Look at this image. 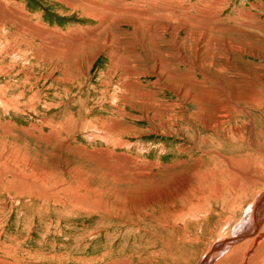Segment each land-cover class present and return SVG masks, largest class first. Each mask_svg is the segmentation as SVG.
Segmentation results:
<instances>
[{"label":"rangeland","instance_id":"obj_1","mask_svg":"<svg viewBox=\"0 0 264 264\" xmlns=\"http://www.w3.org/2000/svg\"><path fill=\"white\" fill-rule=\"evenodd\" d=\"M120 1L0 0V264H243L264 237V33L243 45L252 58L215 75L238 107L219 137L180 135L170 119L193 88L174 79L201 26L183 42L195 20L159 18L196 16L208 0ZM232 2L224 19L251 6L264 26V0ZM127 65L139 68L132 87ZM229 168L245 189L222 213L210 199ZM246 258L264 264V238Z\"/></svg>","mask_w":264,"mask_h":264},{"label":"bare ground","instance_id":"obj_2","mask_svg":"<svg viewBox=\"0 0 264 264\" xmlns=\"http://www.w3.org/2000/svg\"><path fill=\"white\" fill-rule=\"evenodd\" d=\"M143 2H142V4H143ZM149 2H151V1L149 0ZM120 3H121V1H120ZM231 3L233 4L232 0H208L207 2H204V4H202V9L201 10H198L196 12V16H186L184 14L182 15V14H179L177 12L175 14V11H172V10H165L163 13L160 14L161 17L159 18V20H160L159 22H161V21H167V20L169 21V19L171 17H173V18L176 17L177 19L178 18H187V19H189L188 21L195 20V22H190L189 23V26H182V27H185V30H186L185 31V37L183 39V42H184V40L185 41L190 40V38L188 37V34L190 32L189 31L190 28H194L195 29V28H197V25L198 26H201L200 27V31L198 32V34L195 37H192L191 38V42H190L191 45H189L190 48L188 50L191 52L190 54H192L191 56L193 58L191 62H189L187 60V57L182 56L184 53L183 54H180L181 52L178 53V52L172 50L174 56H176L177 58L179 56H182V58L180 59V61L183 62L184 66H186V69H185L186 75H184V77L183 76H178L177 78L174 79V81H176V82L181 81V83L187 89V91H189V89H190L188 87H192L193 88V91L187 92V95H184V96H182L180 98V100L182 99V102H184V100H185L184 97L187 96L186 97L187 98V103H185L186 106H187L186 109L185 110H181V108H179L176 113H174V112L172 113V116H171V119H170L171 125H169V130H171V128H172V130L175 133H177V134H180V135L182 134L183 135L184 132L186 133V135L196 134L197 131H198V128H200L199 126H201L208 133H210V134H214L215 133V135L216 134L218 135L217 129L220 130V128H218V127H222V125L228 124L229 118H230L229 117L230 116V113H235V111L238 112V110H237L238 107H237L236 103H234V101L233 102L229 101L228 98H227L228 95L227 96L226 95H223L222 92H221V90L218 88V84L221 83V81H220L221 79H219V77H217L215 75H219L223 71H229V69L231 70L232 68L233 69H238L239 67L237 65H233V63L240 62L239 60L243 56H247V57L252 58L253 55L252 56L251 55H247L244 52L243 45L252 44L253 43V41H252L253 39L257 40V42L258 41H262L261 33H264V26H263V24L262 25H259V18L256 17L251 12V10H250L251 9V6L247 10H237L238 12L234 13V15H229V17L227 16L228 17L227 19H224L223 18L224 10H226L227 8H229V6H230ZM161 5H164V4H161ZM131 6H132V4H131ZM168 6H167V9L170 8ZM149 7H151V10H152V6H149ZM162 7H164V6H162ZM111 8H113V7H111ZM158 8H160V7H158ZM130 9L136 11V8L135 7L130 8ZM125 10L126 11H129V8H126ZM158 10L161 11L162 9L160 8V9H157V11ZM189 10H191V9H189ZM115 11H117V10H115ZM139 12L142 13L141 16L144 14V18L142 17L143 19L149 21V19L151 17L150 15L152 13L149 15L147 13H150V12H141V11H139ZM131 13H133V12H131ZM93 14H94V12H93ZM96 14H98L97 11H96ZM115 15H116V13H115ZM101 16L102 15H100L99 17H101ZM148 16H149V18H148ZM99 19H101V18H99ZM151 19L154 21L153 18H151ZM199 19L203 20V24H198L197 20H199ZM155 21H157V20H155ZM186 23H188V22H186ZM161 27H162V31H163L165 27H163V26H161ZM191 35H192V33H191ZM156 38L160 39L159 42L162 43L163 46H165L166 43L163 44L164 42L162 40L163 39L162 35L161 36L160 35H157V37H156V36H154V32L153 31L150 33V36H149L148 40H150L151 42H153ZM158 39H157V41H158ZM41 42H42V40H41ZM155 42H156V40H155ZM173 43H174V41H172V45H173ZM142 44H143V42H142ZM156 45H157V43H156ZM167 46L170 47L169 45H167ZM186 47H188V46H186ZM183 48H184V46H183ZM71 49H72V47H69V46L65 47V50L67 52L70 51ZM154 49H155V47H154ZM158 56L159 57H158L157 61H160V58L163 56V52L161 51V53H159ZM131 58H133V59L136 58L137 59L139 57L134 54ZM254 59H256V58H254ZM222 60H225V63L224 64L222 63ZM137 61H139V60H137ZM227 63L228 64L230 63L229 66H227ZM251 64L254 65V63H249L248 66L251 67ZM136 65H138V64H136ZM132 67H133L134 70H132V72H131V70L128 69V65H127V67L124 66V71L122 73L124 75V79L127 81L128 84H131L128 81L132 80L133 76H135V74H137V72L139 70V68H138V70L135 69L136 68L135 66H132ZM192 70L193 71L194 70H198V72L203 76L201 78V80L199 81V83L197 81L194 82V81H192V80L189 79V76H190ZM241 71H243V70H241ZM208 72H211V73L210 74H207ZM212 73L214 75H212ZM243 73L250 75L249 71H247V72L244 71ZM132 86H133V84H131L130 87H132ZM208 93H212V94H215V95H209ZM153 102H155V101H153ZM179 106H180V104H179ZM162 111H164V110H162ZM181 112H183L184 115H182ZM183 123H185V124H183ZM222 128H224V127H222ZM223 132H225L224 133V135H225L226 133L229 134L231 131L230 132L229 131L226 132V130H224ZM222 135H223V133H222ZM187 137L185 139H187ZM218 137H219V135H218ZM180 139H182V138H180ZM197 139H198V137H197ZM203 141H204V139H203ZM193 144H194V140H193ZM237 174L238 173H235L234 172V169L232 170L231 168L226 169L225 171H222L219 174L220 185H217V188H215L213 190L214 192L212 194V197L209 194L210 192L208 193L210 196L207 195L208 198L211 197L210 200L219 201L220 203L223 204V207L222 208H224V210H223L222 213H224L225 208L230 211L231 210L230 208H232V204H234L233 202H235V201H236L235 203L238 202L237 203L238 204V207H239L238 209H240V206H241L240 203H242V202L239 199V196L241 195L240 193L243 191V189H245L244 188L245 185H242L244 179L242 181V178H240L241 176L238 174L240 176L239 178L242 181V184H241L242 187L240 186V183L241 182H239L240 180L239 181L237 180L238 179V177H237L238 175ZM210 176H208V177H210ZM197 177H198V175H197ZM215 178L218 179L216 177V175H215ZM202 179H205V181L207 180L206 178H202ZM211 182H212V180H211ZM214 183H215V181H214ZM245 184H246V182H245ZM252 206H253V208H252L253 211H254V208H255V211H256L258 209V207H259L258 204H253ZM251 215H252V213H251ZM253 219H254V223H255L256 218H253ZM258 220H260V219H258ZM251 228H253V232H254L255 231V228H256L255 224H254V227H251ZM249 237L250 236H248L247 234L241 233V236H240L239 240L242 239V240H245L246 241V239H248ZM263 238L260 237V236L254 237V240H252V242H251V246L250 245L248 246L249 250H246L245 253H244V261H243V264H246V260H247V258H246V252L253 251L254 250V247H256L257 245H259V242ZM217 247L216 248H213V249L210 248L211 249L210 253H212V252H216L217 253L218 251H221V249H218ZM236 248L237 247H234L231 250V252L229 253V255L230 254H233V252H235ZM219 262H218L219 264H224L225 263V259L224 260H220ZM164 264H168V261L164 262Z\"/></svg>","mask_w":264,"mask_h":264}]
</instances>
